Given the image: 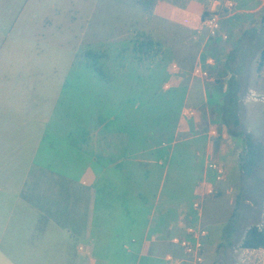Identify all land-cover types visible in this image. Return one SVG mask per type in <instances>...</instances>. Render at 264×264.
Listing matches in <instances>:
<instances>
[{"label": "crops", "instance_id": "1", "mask_svg": "<svg viewBox=\"0 0 264 264\" xmlns=\"http://www.w3.org/2000/svg\"><path fill=\"white\" fill-rule=\"evenodd\" d=\"M15 1L0 0V31L3 26L7 33L15 27L10 19ZM262 1L245 8L236 0V15L222 22L227 41H208L206 36L202 40L199 31L201 14L220 1L172 3L176 20L190 33L188 41L168 48L181 63L172 91L186 97L178 106L181 111L161 128L146 134L126 133L110 128L113 119L103 123L96 116L94 133L71 134L60 110L38 137L30 131L18 138L12 164L2 165L0 150V264H169L168 255L186 258L173 239L185 237L187 226L196 221L193 205L201 199L204 179L212 181L217 193L229 187L224 182L230 171L240 170V139L231 134L222 114L215 117L204 84L199 85L205 103L195 108L189 105L199 89L186 81L189 72L183 60L193 61L194 67L200 61L210 72L220 64L225 73L239 78L241 74L232 70L241 61L234 66L231 55L242 44L253 46L263 40ZM7 33L5 43L12 32ZM209 57L216 59L215 66L208 65ZM7 58L12 61L13 54ZM261 71L264 76V67ZM233 83L224 84L221 107ZM17 93L8 73L0 75V125L9 117ZM261 104L246 106L248 121L264 125ZM186 106L197 110L195 118L182 119ZM214 129L216 137L211 134ZM212 161L225 167L223 182H216L208 170ZM99 202L104 207L101 216Z\"/></svg>", "mask_w": 264, "mask_h": 264}, {"label": "rangeland", "instance_id": "2", "mask_svg": "<svg viewBox=\"0 0 264 264\" xmlns=\"http://www.w3.org/2000/svg\"><path fill=\"white\" fill-rule=\"evenodd\" d=\"M158 1L150 12L134 0L15 1L10 16L15 27L9 30L7 43L5 27L0 31V75L7 72L18 87L9 117L0 125L2 165L13 163L18 138L30 131L38 137L55 111L64 113L69 133L84 135L94 133L96 116L103 123L113 119L110 128L146 134L181 111L186 95L172 91L181 75L174 74L173 65L181 69V63L168 48L189 40L190 33L176 20L173 6L185 2ZM241 1L245 8L263 3ZM199 31L203 40L202 21ZM263 48L264 38L253 46L242 44L231 55L234 66L241 61L240 121L245 136L239 141L240 170L230 171L224 182L229 187L205 206L203 224L209 231L205 264H264V249L241 246L252 226L264 229V125L246 119L247 105L263 106L248 98L251 91L264 95V76L258 71ZM10 53L12 61L7 58ZM183 61L189 72L186 81L199 89L189 102L194 108L205 103L203 84L210 100L223 96L224 84L235 80L220 64L211 71L215 83L190 77L194 62ZM84 186L88 188V183ZM103 210L99 202L98 216Z\"/></svg>", "mask_w": 264, "mask_h": 264}, {"label": "built area", "instance_id": "3", "mask_svg": "<svg viewBox=\"0 0 264 264\" xmlns=\"http://www.w3.org/2000/svg\"><path fill=\"white\" fill-rule=\"evenodd\" d=\"M237 11L238 9L234 0H224L219 3L216 8L206 12V16L202 21L203 28L206 33V39L208 41H212L221 38L222 40L227 41L229 39V35L222 32V21L226 17L236 15ZM207 63L209 66H215L217 61L214 57H209L207 59ZM173 72L174 74H180V68L176 64L173 65ZM191 77L199 78L212 83L217 82V80L211 75V72L200 61H198L193 68ZM170 87V84L165 85L166 89H170ZM248 98L254 102L264 103V95H261L256 91H251ZM196 115V109L187 106L183 108V120L193 119ZM211 134L213 137H216L218 132L214 129ZM208 170L213 172L216 182H223L226 179V169L222 164L212 161L208 164ZM201 187V199L196 201L193 205L196 221L187 226L185 237H176L173 239V243L182 248L186 258L177 259L172 255H168L167 262L169 264H183L185 262H189L190 264H205V244L207 238L209 237V231L203 224L205 212L204 200L215 197L217 192L212 181L207 178L201 182Z\"/></svg>", "mask_w": 264, "mask_h": 264}, {"label": "trees", "instance_id": "4", "mask_svg": "<svg viewBox=\"0 0 264 264\" xmlns=\"http://www.w3.org/2000/svg\"><path fill=\"white\" fill-rule=\"evenodd\" d=\"M138 5L143 7L144 10L150 12L155 7L157 0H134ZM206 13L203 15L202 21ZM250 33V32H249ZM248 33V34H249ZM147 43H152L151 39L146 40ZM230 61H233L231 58ZM241 62L233 69L236 75L241 74ZM264 67V48L260 52L258 69L261 70ZM222 95L219 94L218 98H210V103L213 105V111L222 114L223 121L230 126L231 134L244 140L245 133L241 126V110L243 107L240 105L242 99L241 95V83L238 78L235 79V83L230 84V89L223 99V106L221 107ZM241 246L245 250H260L264 249V229L258 225L252 226L247 232L241 243Z\"/></svg>", "mask_w": 264, "mask_h": 264}]
</instances>
